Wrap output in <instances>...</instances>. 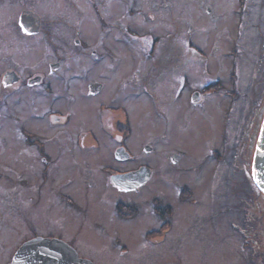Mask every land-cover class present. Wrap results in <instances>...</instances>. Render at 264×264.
<instances>
[{"label":"flooded vegetation","instance_id":"af4514ba","mask_svg":"<svg viewBox=\"0 0 264 264\" xmlns=\"http://www.w3.org/2000/svg\"><path fill=\"white\" fill-rule=\"evenodd\" d=\"M151 1L153 8L145 9L140 0H63L64 3L56 0V4L50 0L52 4L47 9L52 15H49L44 9V0H0V108L10 98L16 111L17 107L22 114H27L33 109L29 115L46 121L45 128L57 130L51 135L45 130L42 136L22 127L21 133L25 146L35 148L42 163L39 185L49 186L58 200V209L71 214L60 217L58 222L63 225H59L58 233L53 230L41 233L30 225L31 235H26L4 261L5 252L16 242V233L9 232L6 236L9 228L4 222L8 211L16 209V194L2 190L1 203L8 206L12 200L15 204L0 212V264H12L19 249L38 238L72 248L82 264H100L95 256L82 253L81 239L85 237L94 247H102L108 238V258L113 264H264V191L254 173L264 126V0L234 1L237 8L231 7L228 12L236 17L234 36L229 37V27L223 33L229 37L231 48L222 51L216 45L211 54L194 39L199 29L190 17L191 3L198 5L197 16L206 14L216 22L221 19L216 7L224 6L229 0L182 2L186 15L179 19L188 29L179 52L176 39L184 32V23H177L174 1ZM162 9L166 16H160ZM161 18L174 24L168 25L165 37H160ZM256 18L259 23H255ZM250 30L257 39L258 51H254L251 61L259 75H251L244 83L246 57L243 55L247 53L246 39ZM165 41H169L168 46L162 47ZM132 50L150 61L149 69L145 71L138 64L127 67L104 62ZM72 52L97 63L68 62L67 56ZM166 54L202 66L198 86L192 87V79L185 73L171 100L161 95L157 84L165 70L172 69L166 68L162 61ZM216 57L222 62L210 63ZM226 59L230 60L229 73L216 75L212 64L221 70ZM92 65L99 67L98 75L93 73ZM48 71L52 73L50 76ZM71 71L78 73L69 77ZM86 74L89 77L84 78ZM55 75L59 77L53 78ZM185 95L194 106L189 109L190 118L195 117L193 110L204 119L214 114L220 119L224 114L221 148H213L207 156L218 164H229L232 173L228 171L225 178H240L242 190L236 195L239 201L234 193H228L225 206H221L218 196L212 201L207 191L209 187L205 188L208 181L205 174L196 177L195 186L190 181H170L174 189L172 196L161 192L143 201L134 199L133 195L144 194L143 189L156 179L154 169L144 162L131 169L126 166L136 160L128 145L130 118L143 111L139 108L141 101L136 100L146 97L157 113L168 116L167 111L160 109V104L172 105ZM215 97L229 101L227 108L222 109L219 101L217 107H208L207 102L214 101ZM88 103L92 106L94 122L82 125ZM236 115L242 119V126L239 133L232 130L236 140L231 143L230 131L235 126ZM104 132L116 136L108 148V158L116 166L106 163L99 168L114 190L113 196L105 198V192L94 194L91 191H85L82 196L75 185L81 171V153L103 150ZM146 146L150 145H143V149L146 150ZM150 147L151 151H146L148 155L154 151ZM172 154L175 168L184 172L190 170L179 166L190 156L186 150L179 149ZM200 166L194 169L201 170ZM11 167L7 173L0 168V181L23 189L34 187L25 177L28 175ZM142 167H149L152 174L137 188L127 190L114 182V177ZM87 172L91 178L92 171ZM34 191L36 195L41 193L40 190H23L31 202L37 198L32 195ZM105 202L113 204L104 207ZM184 205L187 206L183 208ZM55 211L48 215L55 217ZM62 229L73 233L72 237L63 235ZM104 234L105 239L97 236Z\"/></svg>","mask_w":264,"mask_h":264},{"label":"rangeland","instance_id":"374dc122","mask_svg":"<svg viewBox=\"0 0 264 264\" xmlns=\"http://www.w3.org/2000/svg\"><path fill=\"white\" fill-rule=\"evenodd\" d=\"M60 1L63 2V0ZM173 1L174 6L177 10V23H184V32L181 33V37L179 36V34H177V36L179 37L176 39L177 52H179V49L182 48H179V46H184L183 42L185 41L184 38L187 35L188 29L185 22H183L182 19H179L182 18L181 16L186 15L183 14L185 8L182 3L186 2V0ZM234 1L235 0H229V2H224L226 3L224 4V6L218 5L216 7V12L221 17V19L216 22L212 21V19L206 14H203V16L201 17L197 16V14L199 13L198 5L196 3H191L192 9L190 10V17L193 19V23L196 24L197 29H199V32L194 39H197L200 45L204 47V49L208 48L209 50L207 51L209 52V54H211L212 48H214L216 45L220 46L222 51H227L231 48V43H228L227 38H232L234 36L233 32L235 28L233 23L236 22V17H233L232 13L229 14L228 12H230L229 9H232L233 7V10L237 8ZM52 2L56 4V0H52ZM52 2H50V0H44V9H47L48 7L50 8ZM140 4L143 5L142 7L145 9L153 8V2L151 0H140ZM259 10L260 9L258 6L255 12L257 13L259 12ZM46 12L49 15H52V11L50 9H47ZM187 12H189V10ZM164 15L165 12L162 9L160 16L163 17ZM138 20L140 21V19ZM255 23H259V20L257 18L255 20ZM172 24L173 23H171L170 21L166 22V20L164 21L161 18V22L159 23L160 37L167 36L168 25L170 26ZM228 27L229 37H225L223 33H225V29ZM65 32L68 33V30H66ZM3 34H6L5 31H3ZM246 40L248 48L247 53L243 55V57H246L245 63L243 65L244 83L247 82V79L251 75H255L256 77H258L259 75V72H256L254 69V62L251 61L254 59V51H258V44H256L257 39L256 36L251 34V30L250 32H248ZM168 42L169 41H165L162 47L168 46ZM165 56L166 59L162 60L166 64L165 67H169L172 69L167 70L165 68V72L163 73L162 71L163 74L157 81L158 88L164 98H169V100H171V98L175 94V91L179 88L181 76L185 73L189 74L190 78L192 79L191 82L193 84H191V86H198V82L200 81V78H202L201 63L197 64L194 61L187 62L184 58L182 59L179 56L178 59H175V57L170 54H166ZM113 57L114 59H108L104 62L107 64L116 62L124 66L126 65L127 67L138 64L140 65V67L145 69V71L150 68V61H148L144 55L138 54L135 50H132L128 53L116 54ZM67 61L72 63L79 62L80 64H88L90 62L97 63V60L89 59L84 55L78 57V55L73 52L68 54ZM212 62H216L217 64H219L220 62H222V60L220 61V58L216 57L211 59L210 63ZM229 64L230 60L226 59L223 61L221 70H217V67L214 64H212L211 67L216 75H225L226 73H229ZM80 68H83V66ZM92 69L95 75H98L100 73L98 66L92 65ZM77 73L78 72L76 71H71L68 75L69 77H75V74ZM47 74L48 76H50L52 73L48 71ZM52 77L58 78L59 76L55 75ZM83 77L87 78L89 77V75L86 74L83 75ZM216 98L217 97L213 99L214 101H208L206 105L208 107H210V105H215L217 107L220 104L222 109H226L229 105V101ZM10 101L11 99L9 98L8 103H6L3 108H0V168L7 173L12 170L11 166H15L17 171L20 170L22 173L28 175L25 177L34 184L33 188L28 187L24 189L40 190L41 193H38V195H36V192L34 191L32 195H35L37 198L35 199L36 201L31 202L29 198L26 197L25 192H23V188L19 186L14 187L12 185H9L8 183L3 182L2 180L0 181V191L3 190L5 191V193L15 192L16 194V204L12 200L11 203H9L10 205L8 204V206H11V204L14 203L16 209L13 211H8L6 216H4L5 227L9 228L7 230L6 236H8L9 232L16 233V242L5 252L4 257H6V259L4 261L9 258L11 251L17 246V244L21 242V240L24 239L26 235H31V229H29V227L36 226L37 230L41 233H47L49 232V230H53L55 233H58L60 231V226L63 225L62 223L58 222L60 220V217H62L63 215H71L65 210L58 209V200L53 195V192H51V190L49 189V186L44 187V185H39V173L40 169L42 168V163L39 160L36 149L31 147L28 148L27 146H25L24 139L21 133L22 127H27L28 130H31L33 132L35 131L42 136H44L45 130L47 131L46 134L48 135L57 132V130L45 128L44 124H47L46 121H42L41 119H37L32 115H29L28 112H33V109H29L27 114H22V111L17 107L16 111L11 104L12 102ZM139 101H141L139 108L140 110L143 108V111L139 112V114H132V117L130 118V123L132 125H130L131 129L128 138L129 149L131 153L136 156V160L131 161L126 166L127 168L131 169L136 167L138 163L144 162L151 166L152 169H154L153 173L156 175V179L152 180L145 190L143 189L144 194L141 193V195H133L134 199L143 201L145 200V198L157 195L161 192L165 195L172 196L174 189L170 181H190L195 186L196 177L198 175L205 174L208 176V181L205 184V188H207V186L209 187L207 191H210V194L212 195V201L218 196L219 202H221V206H225V204H227L226 201L228 198V193H234L236 201H239V199L237 198L238 196L236 195L238 194L237 192H240L242 190L240 186V178H238L237 176H233L232 179L225 178V175L228 171L229 174L232 173L229 170V164H218L212 158L207 156L213 148H221V132L224 124V114L220 116V119L215 114L212 115L213 117L204 119L203 117L200 118V114L198 112H196L195 114V111L193 110V115L195 117L190 118L191 115L189 109L193 108L194 106H191V103L189 102V99L186 95L182 100L177 101L172 105L169 104V102H166L168 106L165 103L160 104V109H162V111H167L168 116L163 113H157L156 108L152 106V103L148 101L146 97H142L136 100V102ZM218 101L220 102L219 104ZM242 106L243 104H241V107ZM135 107L137 108L138 105H136ZM222 109L220 108V110ZM82 118V125H87L94 122L92 106L90 103H88L86 112ZM186 118L189 119L188 122L185 120ZM235 121V126H232L230 131L231 143H233L232 141L236 140V133L232 130H236V132L239 133V127L240 125L242 126V119H238L237 115L235 116ZM50 130H53L54 132H49ZM115 137L116 136L111 132H104L101 139L103 150L91 152L86 151L87 154L81 153V171L78 173L79 180L76 181L75 185L76 188H78V192H80L82 196H84L85 191H91L94 194H97L99 192H101L102 194L105 192V198L109 195L113 196L112 193L114 192V190H112V188L110 189V184L107 177H105L104 173L99 171V168L106 163H109L108 165L116 166L108 158V148L110 147V144L115 142ZM145 144L153 147L154 151L151 155H148L146 153V150L143 149V145ZM179 149L186 150L190 154L189 158L185 159L182 164L179 165L180 167L187 166L190 169L189 171H179L178 167L175 168L173 166L171 155H173L172 153ZM176 154L178 153L176 152ZM198 166H200V168L202 167L201 170L194 169V167ZM88 170L92 171L91 178L88 177ZM71 189H73V187ZM111 190L112 192L110 194ZM3 191L0 193V197L1 195L3 196ZM105 203L106 204L104 205V207H110L111 204H113L108 202ZM8 206L2 204L0 201V212H3L4 208ZM185 206L187 205H184L183 208ZM7 210H9V208ZM53 211H55V217L48 215ZM31 222L34 225H32ZM70 229L71 228L69 227V230ZM61 233L68 238H71L73 235V233L66 232L63 229L61 230ZM97 236L100 239L106 238L105 234ZM107 240L108 238L106 239V241ZM81 241L82 253L90 256H95L100 264H113V262H111L108 258L109 247L107 246L105 240L103 241L102 247L90 246L88 244L87 237L82 238Z\"/></svg>","mask_w":264,"mask_h":264},{"label":"water","instance_id":"95a60500","mask_svg":"<svg viewBox=\"0 0 264 264\" xmlns=\"http://www.w3.org/2000/svg\"><path fill=\"white\" fill-rule=\"evenodd\" d=\"M146 151H151L146 146ZM128 155V154H127ZM129 156V155H128ZM127 157V156H126ZM174 158H177L175 156ZM256 182L264 191V126L254 160ZM152 174L149 167L114 177L116 185L132 190L143 184ZM12 264H82L72 248L54 245L43 238L34 239L22 246Z\"/></svg>","mask_w":264,"mask_h":264}]
</instances>
